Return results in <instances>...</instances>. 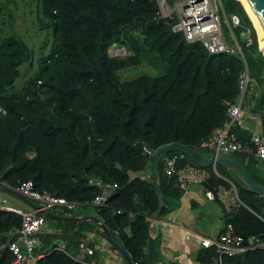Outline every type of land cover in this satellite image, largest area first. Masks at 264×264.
<instances>
[{
	"label": "trees",
	"instance_id": "obj_1",
	"mask_svg": "<svg viewBox=\"0 0 264 264\" xmlns=\"http://www.w3.org/2000/svg\"><path fill=\"white\" fill-rule=\"evenodd\" d=\"M39 2L47 40L28 76L20 67L34 60L35 51L16 35L0 42V184L16 188L32 180L37 190L65 198L72 206L56 205L51 209L54 214L96 215L133 261L146 264L149 218L159 198L153 183V156L144 148L155 152L178 142L211 156L201 143L227 123L229 105L239 96L245 61L252 80L242 106L259 115L264 131V53L254 24L239 0H223L226 14L240 17L241 24L233 32L244 61L239 54L209 53L201 41L188 42L182 32L158 18L157 0ZM115 43L126 45L129 54H111ZM143 63L162 66L164 71L122 78L123 68ZM232 131L239 142L248 141L255 149L250 129L236 124ZM168 154L181 155L179 166L198 165L181 150ZM235 157L264 185L262 159L243 151ZM205 168L210 172L206 185L231 184L213 167ZM217 171L228 174L221 165ZM229 174L242 204L230 214L223 209L225 226L232 222L246 244L252 235L264 241V196L250 191L235 172ZM160 180L165 194L160 218H164L177 208L183 193L176 179L168 181L164 155ZM114 183L117 190L103 206H96L93 200L102 193V185ZM48 220L49 229L38 234L40 243L34 253L39 257L34 264H84L75 258L80 243L90 229L100 232L99 226L53 215H46ZM21 225L20 214L0 210V264H17L6 245L17 238ZM160 239L153 242L152 264L163 258ZM95 244L91 243L94 248ZM98 252L95 248L85 260L98 257ZM216 256L215 247L203 248L200 259L202 264H213ZM225 261L264 264V248H249L225 256Z\"/></svg>",
	"mask_w": 264,
	"mask_h": 264
},
{
	"label": "built area",
	"instance_id": "obj_2",
	"mask_svg": "<svg viewBox=\"0 0 264 264\" xmlns=\"http://www.w3.org/2000/svg\"><path fill=\"white\" fill-rule=\"evenodd\" d=\"M157 2L159 5L158 18L165 24H169L173 31L182 32L188 42L201 41L209 53L239 54L245 61L242 48L233 32V27L240 26L241 24L240 17L237 14L228 16L224 10L223 0H157ZM249 32V30L243 31V34L247 36ZM248 40V43H250L251 38L249 37ZM122 47L125 48L126 45L116 43L112 45V49L117 48L121 50ZM111 54L120 56L115 53ZM251 80L248 65L245 61V67L239 75V96L236 102L230 104L228 108L229 119L223 127L215 132L214 136L202 141L201 147L203 149L213 154H229L233 151L254 153V155L264 161V131L260 126L254 129L249 128L252 132L251 142L255 145V149L248 141L244 143L239 142L236 134L232 131V127L236 124L245 127V111L242 102L248 83ZM144 151L150 156H154L156 152L146 147ZM180 157L181 155L177 154H164V173L167 175L168 181L176 179L177 185L182 190H186L190 183L203 184L205 195L212 200L218 199L222 204L224 212L227 214H230L242 204L234 183L226 191H216L205 184L210 177L205 167L190 163L179 166ZM0 185L10 187L4 183ZM102 187V193L97 195L93 200L96 206H103L108 197L117 190L116 183L105 184ZM13 189L31 199L38 206L24 209L10 204L6 198L0 202V210L12 211L20 214L22 217V225L17 232V238L15 240L10 239L8 248L15 255V263L34 264L39 257L34 253L35 247L40 243L38 234L46 225L47 212L56 205L71 207L72 203L47 190H37L32 180H26ZM116 213H121V209H117ZM160 224H163L165 227H181V225L172 219L160 220ZM187 231L188 234L193 235L204 247H215L217 256L213 264H228L225 261V256H233L249 248H264V241L256 235L250 236L248 244H246L245 237L236 232L232 222L226 224L225 231L212 237L202 236L189 229ZM94 241V236L89 234L80 243V252L75 258L84 264H96L94 260L87 261L83 257L85 254L94 253L95 248L91 245ZM58 247L62 249L64 245L58 244ZM132 264L140 263L132 261Z\"/></svg>",
	"mask_w": 264,
	"mask_h": 264
},
{
	"label": "crops",
	"instance_id": "obj_3",
	"mask_svg": "<svg viewBox=\"0 0 264 264\" xmlns=\"http://www.w3.org/2000/svg\"><path fill=\"white\" fill-rule=\"evenodd\" d=\"M244 111H245V122H246L245 126L250 129H254L260 126L262 129V122L260 120V117L256 116L258 114H255L251 111H247L245 109ZM236 153L237 151H233L230 154L233 157H235ZM223 167L227 170L226 172L228 174L221 175L217 171V165L216 168H213V170L217 172L218 176L224 178L226 181H228L231 184L229 186L219 184L214 187L216 191H226L232 185L231 180L233 178L229 174L230 171H228V169L225 166ZM236 176H237L236 178H239L238 174H236ZM4 198H6V200L10 203L7 197L0 194V202ZM215 201L216 200L209 199L205 195L203 184L190 183L187 186L186 190H183L177 208L171 211L166 217L160 218V220L172 219L175 222H177L179 225H181V227H175V226L165 227L163 224H160L161 231L159 236L161 237V239H160L159 248L163 258L159 264H202L200 259L201 252L203 248L206 247H204L199 241H197L193 235L188 234L187 229H189L190 231H194L205 237H212L222 233L225 228V220L223 218V208H222V204L220 206ZM10 204L17 206L16 204L13 203ZM29 207H30L29 209L32 208L30 204ZM21 208L24 207L21 206ZM76 210H79V207ZM83 215H93V214H82L77 216L80 217ZM58 216L59 215H57V217ZM84 220L87 219H82L80 221H84ZM149 220L151 221V226H152L150 231V235H151L153 234L155 227L152 222V216L149 218ZM76 221L79 224L80 221L78 220ZM50 223L51 221L48 220L43 229L45 228H46L45 230L49 229L47 225H49ZM92 223L97 225L94 222ZM89 234L94 236V239L96 241L95 248L96 250L99 251L97 255L98 257H93L91 259L94 260L96 264H127V260L122 254V252H120V250L117 249V247L112 245L105 238V236L101 231V228H100V232L96 231L95 228L94 229L92 228L89 230ZM112 246H114L115 248H113ZM90 255L93 256L94 253L93 255L85 254L83 257L85 258Z\"/></svg>",
	"mask_w": 264,
	"mask_h": 264
},
{
	"label": "water",
	"instance_id": "obj_4",
	"mask_svg": "<svg viewBox=\"0 0 264 264\" xmlns=\"http://www.w3.org/2000/svg\"><path fill=\"white\" fill-rule=\"evenodd\" d=\"M250 3L252 9L260 19L263 29H264V0H248ZM250 17V16H249ZM251 19V18H250ZM252 20V19H251ZM260 50L262 48L260 47ZM263 51V50H262ZM176 150H181L186 155H188L194 162H196L198 165L203 166V167H213L216 168V165L220 164L225 166L228 171L230 172H235L238 174L239 179L243 182V184L252 192L258 193L262 196H264V185L259 183L248 167L246 166L245 163L239 161L235 157H233L231 154H223V153H215L211 156H206L203 153H201L197 148L191 147V146H185L181 143L178 142H173L169 143L167 145H164L163 147H160L159 149L156 150L153 156V162H152V176H153V183L154 186L157 190L158 193V198H159V204L157 209L153 212L152 214V222L155 227V230L153 234L149 236L148 239V249H147V258H146V264H152L151 261V254H152V249H153V242L156 238L159 237L160 235V213L165 205V194L162 191L161 188V180H160V161L161 157L164 154H167L168 152L171 151H176ZM0 190L13 193L17 195L20 199L25 201L26 203L30 204L32 207H37L38 205L33 202L31 199L21 195L18 193L15 189L8 187V186H2L0 185ZM47 215H54L51 211L47 212ZM61 218H68V219H74V220H82V219H87L90 220L94 223H96L100 228L105 236V238L117 249L122 252L124 257L127 260V264H132L131 257L127 250L124 249V247L119 244L117 241H115L109 231V229L106 227L104 223H102L96 215H83V216H58ZM8 247V244H7Z\"/></svg>",
	"mask_w": 264,
	"mask_h": 264
},
{
	"label": "rangeland",
	"instance_id": "obj_5",
	"mask_svg": "<svg viewBox=\"0 0 264 264\" xmlns=\"http://www.w3.org/2000/svg\"><path fill=\"white\" fill-rule=\"evenodd\" d=\"M41 17L42 6L39 0H0V42L9 35H16L22 38L35 51V58L32 61L34 66L31 67L30 63L32 62H25L20 67L25 76H28L32 69L35 68L43 50L42 47H44L47 40V29L41 27ZM110 52L118 54L120 57H125L129 54L126 47H122L121 50L112 49L111 47ZM163 71L164 67L162 66L155 68L149 63H143L138 67L129 66L123 68L121 76L123 79H129L143 72L158 75L162 74ZM24 78L19 79L18 83H21ZM0 194L7 197L10 203L16 204L18 207L30 208L29 204L13 193L0 190Z\"/></svg>",
	"mask_w": 264,
	"mask_h": 264
},
{
	"label": "bare ground",
	"instance_id": "obj_6",
	"mask_svg": "<svg viewBox=\"0 0 264 264\" xmlns=\"http://www.w3.org/2000/svg\"><path fill=\"white\" fill-rule=\"evenodd\" d=\"M242 5L244 6L245 10L247 11L248 15L250 16V18L252 19V22L255 26V29L258 33V41H259V45L262 48L263 52H264V29L262 26V23L260 21V19L258 18V16L256 15V13L254 12V10L252 9L250 3L248 2V0H239Z\"/></svg>",
	"mask_w": 264,
	"mask_h": 264
},
{
	"label": "clouds",
	"instance_id": "obj_7",
	"mask_svg": "<svg viewBox=\"0 0 264 264\" xmlns=\"http://www.w3.org/2000/svg\"><path fill=\"white\" fill-rule=\"evenodd\" d=\"M255 27V26H254ZM264 53V52H263ZM256 114V113H255ZM259 116V115H258ZM244 127V126H243ZM246 127V126H245ZM246 128H248V127H246ZM249 129V128H248ZM230 154V153H229ZM213 155V154H212ZM50 211H52V210H50ZM8 244V243H7ZM6 247H7V245H6ZM94 251H95V249H94ZM128 252V251H127ZM130 255V254H129ZM131 257V256H130ZM131 260H132V258H131ZM133 261V260H132Z\"/></svg>",
	"mask_w": 264,
	"mask_h": 264
}]
</instances>
